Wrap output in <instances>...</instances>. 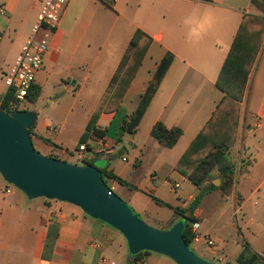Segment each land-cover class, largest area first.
I'll return each instance as SVG.
<instances>
[{
    "label": "crops",
    "instance_id": "0c3cea01",
    "mask_svg": "<svg viewBox=\"0 0 264 264\" xmlns=\"http://www.w3.org/2000/svg\"><path fill=\"white\" fill-rule=\"evenodd\" d=\"M41 2L0 0L5 8V16L0 17V51L6 55L0 67V100L6 91L1 71L12 66L30 37ZM247 14L264 17V0H71L49 39L43 66L35 77L34 87L40 94L34 102L26 103V111L36 114L30 134L33 146L41 149L43 156L71 164L69 159L74 157L85 165L109 155L103 168L133 188L113 179H108V187L145 217L160 218L140 208L137 197L158 205L151 199L155 197L173 208L185 209L199 190L188 174L177 171L176 164L223 97L216 80ZM207 18L211 19L210 26ZM194 30L197 35L190 38ZM136 31L150 42L126 86L120 113H101L98 129H109L115 119L127 120L166 54L172 56V62L133 133L120 131L118 123L113 137L90 135L82 144L87 150L81 152L79 139L101 96L113 90V79L121 75L132 54L130 41ZM157 122L182 131L172 148L151 137ZM102 138L109 149L105 154L99 153ZM227 155L234 164L231 194L221 197L219 189L211 193L229 202L233 212L226 223L234 234L239 225L249 249L248 259L255 255L261 260L264 249L257 252L252 245L255 235L264 242V226H254L255 215L264 213V41L246 81L235 141ZM210 181L218 187L221 178L213 175ZM6 189L10 192L5 193ZM16 190L1 183L0 264H123L124 260L126 264H174L153 253L134 261L118 231L87 217L73 205L43 198L29 201ZM235 195L240 197L237 202ZM199 205L193 211L199 239L191 244L202 247L207 239H213L210 230L200 231ZM163 208L169 211L167 216L175 215ZM245 210L249 214L243 213ZM226 213L223 209L217 219ZM149 225L159 227L155 222ZM205 248L216 250L208 255L219 256L221 261L234 257L236 262L245 251L239 249L233 255L228 241L220 246L214 242L213 247L206 244Z\"/></svg>",
    "mask_w": 264,
    "mask_h": 264
},
{
    "label": "trees",
    "instance_id": "16d2710c",
    "mask_svg": "<svg viewBox=\"0 0 264 264\" xmlns=\"http://www.w3.org/2000/svg\"><path fill=\"white\" fill-rule=\"evenodd\" d=\"M262 41H264V17L249 14L243 15L216 80V86L223 93V97L209 120L176 164L177 171L182 174H188L189 181L199 190V194L182 210L178 207L173 208L159 199L151 197L156 204L173 210L175 214L181 216L184 223L182 240L188 247L193 239L191 225L197 222L193 217V211L200 204L201 198L216 189H219L222 194L227 195L233 185L234 164L229 159L227 151L235 141L239 105L242 100L249 72ZM149 42L150 39L148 37L139 31L135 32L133 39L130 41L132 54L129 59H127V63L123 67V71L119 78L116 80L113 79L115 83L113 90L105 91L101 96L84 133L79 139V145L85 143L90 135L99 138L109 133L111 137H113L118 123L121 124L119 127L120 131H126L128 133L134 132L172 62V56L170 54H166L159 63L152 81L149 83L144 94L140 97L137 108L127 120L124 118H120V120L115 119L111 122V126H109L107 130L98 129L96 123L101 113H120L119 103L125 93L126 86L133 78L140 64ZM39 94L40 90L33 85L27 95L26 103L34 102ZM10 99L11 95L6 91L0 100V109L7 113L25 111L24 109H18L17 105L11 106ZM32 129L33 127L30 129L31 135ZM150 134L160 145L170 149L177 143L182 131L179 128L167 129L161 122H157L152 127ZM47 157L55 158L50 155ZM84 164L92 165L91 162H84ZM212 174L221 178L218 187L210 183L211 178H213ZM100 175L105 184H108V179H113L117 181V183L127 186L129 189L133 188L121 179L107 172L105 168L100 169ZM175 223L176 222L161 230H166ZM244 249L246 250V248ZM148 254L150 253L139 252L134 256L129 255V257L136 261L142 255ZM242 258L243 256L241 254L237 260L239 264H255V262L260 261L259 257L255 255L246 260Z\"/></svg>",
    "mask_w": 264,
    "mask_h": 264
},
{
    "label": "water",
    "instance_id": "95a60500",
    "mask_svg": "<svg viewBox=\"0 0 264 264\" xmlns=\"http://www.w3.org/2000/svg\"><path fill=\"white\" fill-rule=\"evenodd\" d=\"M36 114L0 109V177L29 201L46 199L68 203L87 217L118 231L130 256L149 252L174 264H214L197 256L182 240L183 219L160 230L141 220L105 184L94 165H74L41 155L30 129Z\"/></svg>",
    "mask_w": 264,
    "mask_h": 264
},
{
    "label": "rangeland",
    "instance_id": "374dc122",
    "mask_svg": "<svg viewBox=\"0 0 264 264\" xmlns=\"http://www.w3.org/2000/svg\"><path fill=\"white\" fill-rule=\"evenodd\" d=\"M6 59V55L4 53H2L0 51V67L2 66L4 60ZM26 106L27 104H24L22 106H20L19 108H21L20 110H26ZM107 137L110 139L111 134H107ZM91 146L95 145V142L93 141H89ZM35 148V147H34ZM37 148V147H36ZM35 148V149H36ZM41 155H42V150L41 149H36ZM113 154V153H112ZM104 159H100V158H96L92 161V165L96 166L97 168L101 169L103 168L106 163L109 161L110 156L109 155H105L103 156ZM72 163H74V165H83L82 161L80 159H78L77 157H74L73 159H69ZM1 183L2 185H4V187H8L10 185H8L7 183H5L4 181L0 180V187H1ZM232 188V187H231ZM167 189V188H166ZM231 190V189H230ZM18 193H21L20 191L16 190ZM168 191V189H167ZM171 194H173L172 191H169ZM117 194L120 195L119 191H116ZM199 194V192H198ZM197 194V195H198ZM229 194H231V191H229V193L227 195L221 194V197H226L229 196ZM196 195V196H197ZM119 197V196H118ZM124 203H126L122 198L123 197H119ZM239 196L235 195L234 196V201L237 202L239 200ZM7 200V199H6ZM9 200V199H8ZM48 201V200H47ZM136 201L138 202V206H140V208L145 209L148 213V215L150 216H160L161 220H156L155 218H150V217H145L144 214L141 213H137V211L135 209H133L134 207H132V205H129L128 203H126L132 210L134 213H136L143 222H145L146 224H151V222H155L157 223V226L161 227V228H165L168 227L169 225H171L172 223H174L176 220L180 219L181 216L180 215H171V216H167V214H169V211L161 206L155 205L153 203L148 204L142 197H137ZM200 209H201V215H200V221H201V226H200V231L201 232H205L206 229L210 230V236L213 239V241L215 242V245H221L224 241H228L230 246H233L234 251H233V255L235 254V252L237 250H241L246 248V242L243 239V237H241V230L239 228V225L237 226V231L234 234L233 231L230 229V227L227 225V220L229 221L230 218V213L233 212L230 208V204L229 202L223 201L221 200L220 197H218V195L216 193H211L209 195H204L201 200H200ZM180 210L184 209V208H180ZM223 209L227 210V213L225 215V217L221 218L220 220L217 219V215L220 211H222ZM248 213L247 210L243 211V213ZM166 215V216H165ZM237 218L239 219L238 215ZM241 218V217H240ZM255 228L258 227L259 225L264 226V213L262 212H258L255 217ZM243 227V223L241 224ZM156 227V228H159ZM250 237V235H249ZM255 240L253 241V248L255 251L260 252V250L264 249V242H262L260 235H255ZM124 239V238H123ZM125 243V251L128 252L127 250V246H126V242L125 240H123ZM206 246V242L203 243L202 247H198L197 245H193L191 244L189 246V248L191 250H193L197 256L201 257L204 260H207L211 263L214 264H239L236 260V262L234 261V257L230 258V259H223L222 261L220 260L219 256L216 255H208L209 252H215L216 250H209L207 248H205ZM201 249H204L203 252ZM152 254V253H150ZM149 255V254H148ZM243 260L248 259L249 256V249H246L243 253ZM223 257V256H222ZM264 257V256H262ZM123 264H126V260L123 261ZM255 264H264V258H261L260 261L255 262Z\"/></svg>",
    "mask_w": 264,
    "mask_h": 264
},
{
    "label": "built area",
    "instance_id": "2783aa9c",
    "mask_svg": "<svg viewBox=\"0 0 264 264\" xmlns=\"http://www.w3.org/2000/svg\"><path fill=\"white\" fill-rule=\"evenodd\" d=\"M71 0H42L37 21L32 28L31 35L22 46L20 53L16 57L11 67L1 71L4 79L6 91L11 95L10 105L20 106L26 103V98L35 82L37 72L42 68L44 56L48 50L49 39L59 26L64 11ZM110 1L116 0H96ZM5 16V8L0 5V17ZM2 41V33L0 32V43ZM5 91V92H6ZM105 139L101 140V151L105 154L109 151L104 145ZM78 150L83 152L87 150V146L80 145ZM13 187V186H12ZM10 189H6L5 193H9ZM198 225H191L193 234L192 241L197 242L199 239L197 232ZM207 246L213 247L214 241L207 239Z\"/></svg>",
    "mask_w": 264,
    "mask_h": 264
},
{
    "label": "clouds",
    "instance_id": "9594fccd",
    "mask_svg": "<svg viewBox=\"0 0 264 264\" xmlns=\"http://www.w3.org/2000/svg\"><path fill=\"white\" fill-rule=\"evenodd\" d=\"M205 22L210 26V24H211V19H210V18H207ZM193 35H197V33L195 32V30H194L193 33L190 34V38H191V36H193Z\"/></svg>",
    "mask_w": 264,
    "mask_h": 264
}]
</instances>
